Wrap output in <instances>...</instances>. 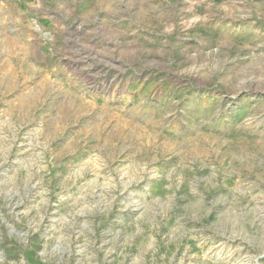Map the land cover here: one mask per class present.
<instances>
[{"label": "rangeland", "instance_id": "obj_1", "mask_svg": "<svg viewBox=\"0 0 264 264\" xmlns=\"http://www.w3.org/2000/svg\"><path fill=\"white\" fill-rule=\"evenodd\" d=\"M0 264H264V0H0Z\"/></svg>", "mask_w": 264, "mask_h": 264}]
</instances>
